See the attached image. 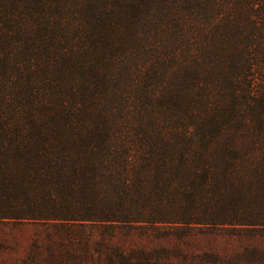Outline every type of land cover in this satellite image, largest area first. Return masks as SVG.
Returning a JSON list of instances; mask_svg holds the SVG:
<instances>
[{
    "label": "trees",
    "instance_id": "trees-1",
    "mask_svg": "<svg viewBox=\"0 0 264 264\" xmlns=\"http://www.w3.org/2000/svg\"><path fill=\"white\" fill-rule=\"evenodd\" d=\"M108 1L93 7L100 27L111 14ZM174 3L190 9H180V33L152 19L135 36L136 52L107 67L111 75L86 78L97 91L89 99L76 89L72 102L49 95L24 108L27 123L3 121L0 106V224L51 226L68 241L48 245L53 264H157L148 252L105 249L120 226L182 236L197 224L264 226V91L255 82L264 30L243 35L223 10L221 19L209 12L207 0ZM10 15L23 26V15ZM4 59L0 72L8 78L48 67ZM58 73L62 83L65 73ZM3 87L0 80V98ZM163 114L177 121H158ZM97 230L101 241L93 243ZM60 246L61 260L53 261ZM40 249L30 251L38 264ZM255 256L253 264H264V253Z\"/></svg>",
    "mask_w": 264,
    "mask_h": 264
},
{
    "label": "rangeland",
    "instance_id": "rangeland-1",
    "mask_svg": "<svg viewBox=\"0 0 264 264\" xmlns=\"http://www.w3.org/2000/svg\"><path fill=\"white\" fill-rule=\"evenodd\" d=\"M90 1H95L91 3L93 6L88 5ZM207 1L211 6L208 7L209 12H216L220 19L222 15L233 19L243 35L264 30V0H255V6H252L253 0H232L229 3L228 0ZM99 2L101 0H17V9H14V0H0V54L5 57L4 63H9L11 55H16L24 66L27 61L32 63L31 66L39 63L48 66L37 69L38 72L32 76L22 71V76L10 73L13 78H8L0 72V80L5 84L2 89L5 94L0 98V106L6 114L2 117L3 121L12 122L15 119L27 123L30 118L24 108L34 105L35 101L48 99L49 95L72 102L69 99L76 89L82 99H89L93 85L86 78L98 77L97 74L111 75L107 67L114 62L121 63L124 60L120 62L121 57L128 58L136 52L135 36L144 32L152 19L167 24L166 29L178 35L181 31L180 11L190 10L185 9L186 6L177 7L175 0H109L106 6L111 8V14L101 16L104 23L100 27L95 16L96 9L93 8ZM166 10L170 13L167 14ZM13 12L19 13L20 17L23 15L24 20L20 19L23 26L10 15ZM132 17L135 20L131 22ZM173 20L176 22L172 23ZM190 27L188 23L189 32ZM119 31H124V35H117ZM101 32L106 34V38L100 37ZM149 41L152 47L154 37ZM35 48L40 49L38 59H29L30 52ZM66 50L70 52L69 58L64 54ZM117 57H120L119 60ZM137 60L142 59L139 56ZM55 66L65 73L62 83L57 82L59 73ZM257 71L259 74L255 82L262 93L264 64H260ZM87 84L91 85L89 89ZM94 90L93 93H97ZM99 95L93 99H101ZM35 112L37 115L39 110ZM176 117L177 114H163L157 119L175 123ZM254 155H258V152L255 151ZM259 204L261 208L264 207L262 203ZM54 231L42 222H1L0 264H38L30 254L33 244L41 247L37 258L39 262L53 264L49 260L48 247L51 244L68 245V241ZM174 231L170 229L169 233L160 234L155 226H120L105 241V249L108 245L126 253L148 252L151 255L146 258L150 257L157 264H253L255 253H264L262 225L206 223L194 225L185 236ZM95 234L93 243H99V230ZM61 249L60 246L58 257H54L53 261L61 260ZM158 250L162 251L155 253Z\"/></svg>",
    "mask_w": 264,
    "mask_h": 264
}]
</instances>
